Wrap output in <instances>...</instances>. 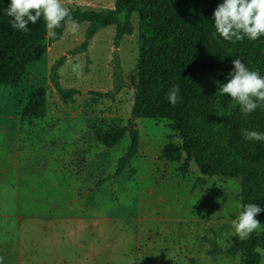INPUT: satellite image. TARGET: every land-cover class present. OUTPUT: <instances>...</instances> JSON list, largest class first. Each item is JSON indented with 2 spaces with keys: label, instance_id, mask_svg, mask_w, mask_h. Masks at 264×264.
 Returning <instances> with one entry per match:
<instances>
[{
  "label": "rangeland",
  "instance_id": "obj_1",
  "mask_svg": "<svg viewBox=\"0 0 264 264\" xmlns=\"http://www.w3.org/2000/svg\"><path fill=\"white\" fill-rule=\"evenodd\" d=\"M83 10L112 8L114 0H61ZM137 14L134 32L114 45L115 25L101 28L85 50L71 52L88 24L67 31L29 65L17 87L0 86V250L3 264H240L224 249L237 234L239 180L205 178L193 161L161 156L179 143L167 121L133 120L138 151L116 175L130 143L126 134L108 148L101 135L130 119L137 81ZM64 57L60 66L55 61ZM83 62L77 77L72 65ZM119 66L122 88L116 90ZM75 88L64 103L52 84ZM47 88L46 115L22 121L18 115L31 91ZM97 92L108 93L101 97ZM10 225L9 228L6 226ZM257 230H264L261 223ZM238 235V234H237ZM264 264V249H259Z\"/></svg>",
  "mask_w": 264,
  "mask_h": 264
},
{
  "label": "trees",
  "instance_id": "obj_2",
  "mask_svg": "<svg viewBox=\"0 0 264 264\" xmlns=\"http://www.w3.org/2000/svg\"><path fill=\"white\" fill-rule=\"evenodd\" d=\"M223 0H114L112 8L83 10L70 7L72 17L88 24L85 37L71 52L85 50L89 41L101 28L115 25L113 42L118 46L125 35L134 32L131 15L136 13L138 31L137 81L127 125L110 127L101 135L102 143L111 148L129 135L130 143L118 159L115 171L119 175L138 151L139 135L133 120L156 119L167 121L175 131L179 143H167L161 156L170 162H181L184 173L193 161L205 178L224 176L239 180V205L254 203L264 208V141H247L244 130L264 133V103L245 115L220 87L230 79L232 61L237 57L249 70L264 76V36L255 41L224 40L214 26L213 12ZM10 0H0V86L17 87L29 65L37 61L48 47L59 40L66 23L55 29L50 39L41 17L28 24V32L11 27L6 15ZM58 58L52 69L60 66ZM116 90L123 87L119 66L114 73ZM52 84L59 98L73 102L75 88L63 87L55 73ZM180 85L181 100L173 106L167 98L172 86ZM101 97L108 93L97 92ZM47 88L39 86L31 91L18 115L22 121L46 115ZM230 113V115H229ZM239 213L243 210L238 207ZM264 223V212L256 217ZM264 249V230H255L249 238L231 236L224 249L214 252L240 255V264H259ZM191 264H197L190 259Z\"/></svg>",
  "mask_w": 264,
  "mask_h": 264
},
{
  "label": "clouds",
  "instance_id": "obj_3",
  "mask_svg": "<svg viewBox=\"0 0 264 264\" xmlns=\"http://www.w3.org/2000/svg\"><path fill=\"white\" fill-rule=\"evenodd\" d=\"M6 15L11 17V27L28 32V24H35L43 17L48 37H56L55 29L62 23L67 24V31L76 34L80 24L71 15V10L61 3V0H10ZM214 26L217 33L226 41L233 43L242 41L245 37L255 41L264 36V0H223L213 12ZM233 71L230 79L220 87L222 94L229 95L240 106L241 111L248 115L264 103V76L259 72L249 70L240 58L232 61ZM83 62L72 65V71L77 76L83 75ZM168 101L175 106L180 100V85L171 87L167 94ZM230 115V113H229ZM247 141H264V133L254 130H244ZM243 210L232 224L241 239L249 238L250 234L260 228L261 222L257 214L264 208L254 203L241 204ZM4 258L0 257V264Z\"/></svg>",
  "mask_w": 264,
  "mask_h": 264
},
{
  "label": "crops",
  "instance_id": "obj_4",
  "mask_svg": "<svg viewBox=\"0 0 264 264\" xmlns=\"http://www.w3.org/2000/svg\"><path fill=\"white\" fill-rule=\"evenodd\" d=\"M6 227L9 228L10 225H8ZM0 250L3 252H10V244L9 243L0 244Z\"/></svg>",
  "mask_w": 264,
  "mask_h": 264
}]
</instances>
